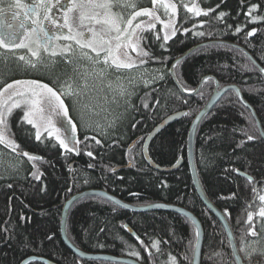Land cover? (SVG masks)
<instances>
[{"label": "trees", "instance_id": "trees-1", "mask_svg": "<svg viewBox=\"0 0 264 264\" xmlns=\"http://www.w3.org/2000/svg\"><path fill=\"white\" fill-rule=\"evenodd\" d=\"M253 4L259 7L249 15ZM199 5L214 11L208 17L195 16L179 6L176 34L170 40L163 39L159 25L143 31V48L158 59L135 69L151 70L162 77L131 89L127 100L130 107L127 112L125 107L115 112L112 129L101 134L84 128L77 105L65 95L68 112L77 123L79 154L65 152L54 136L37 141L36 128L21 120V109H14L6 118L5 134L19 147L12 151L0 144V165L12 167L8 174L0 171V264H22L31 257L54 264H120L81 259L62 240L65 203L89 190H103L134 206L160 203L186 209L204 230L201 264H237L224 227L195 189L188 138L196 115L210 100L217 83L221 88L239 87L264 131V76L259 68H264V0H199ZM219 12L225 13L223 20L217 18ZM253 29L256 34L247 36ZM69 55L71 52L60 57L44 54L47 62L33 68L24 66L28 60L3 53L0 88L14 80L34 79L63 91L64 84L75 85ZM39 60L32 58L36 64ZM135 69H123L121 73ZM185 86L191 91H184ZM180 112L189 115L156 136L149 156L164 169L179 161L182 164L173 172L156 171L144 159V142L163 120ZM248 135L253 139L248 140ZM89 150L93 157L87 155ZM24 151L38 159L29 160L22 155ZM195 155L208 199L222 213L225 209L230 213L225 215L244 263L250 264L251 257V264H259L264 259L260 255L264 252V217L259 215L264 207L259 199L264 195V140L252 112L235 91L226 93L201 122ZM249 213L253 217L251 227ZM253 228L256 236L251 235ZM67 232L73 244L86 253L130 258L141 264H170L171 257L177 264H193L197 244L195 225L182 215L170 211L130 212L102 197L75 203ZM157 242L159 250L153 246Z\"/></svg>", "mask_w": 264, "mask_h": 264}, {"label": "snow or ice", "instance_id": "snow-or-ice-1", "mask_svg": "<svg viewBox=\"0 0 264 264\" xmlns=\"http://www.w3.org/2000/svg\"><path fill=\"white\" fill-rule=\"evenodd\" d=\"M163 4V0H152L153 4L156 3ZM16 8H24V19H19L16 13H13L12 20L9 22L7 20L0 19V48H27L31 53L32 57H40L39 48L44 47L47 50V44L51 42V37L48 36V33L45 31L42 23L39 22V19L32 20V24L34 27L31 29L26 27V22L31 19L33 16H38L36 8L39 7L43 10L44 19H51L49 16V12L51 10V0H48L46 3L45 0H40L39 5H34L31 9L27 8L25 5L21 4L20 0H15V4L13 5ZM123 7V8H135V5L132 3H125L121 5V0H70V7L68 8V12H79V22L80 25H84V21L86 19L95 21L96 25H100L99 32L97 29L93 27H89L88 31L92 33L93 39L90 41L82 42L81 39L77 37L83 36L82 32H77L75 35L63 36L64 40H75V43L79 45L81 49L87 47L91 48L92 51L96 53L97 58L100 57L101 51L105 53L103 56V64L106 66L102 69H99V74L101 77L109 75V69L114 66V69L119 72L121 69L130 70L134 67H138L139 65H143L147 63L149 60H157L154 55L150 54L149 51L141 48V43L146 39V37L142 33H137L135 31H131V29L140 28V24L133 25V21L137 17H153V19H159L156 16V13L149 9H143L140 11H134L129 15V18L124 19L121 12H114L112 9L114 7ZM219 7V5H217ZM259 6L256 4L251 5L248 10V14L251 15L252 11L256 10ZM166 8H170L172 11V15L176 14V5L168 4ZM214 9L209 8L204 10L199 7V5L192 7H187V12L193 13L195 16H205L208 17ZM225 16L224 12L218 13V19L223 20ZM52 23H56L54 20ZM124 25V27H121ZM60 28H68L69 33L73 32L72 27L70 26L69 19L67 15L64 17V23L62 25H57ZM152 25H149L151 28ZM165 28L169 27L168 24L164 25ZM21 30H23L24 35L23 39L16 43V37L21 35ZM187 30H185L186 32ZM237 31H240L237 28ZM114 32L116 35L114 39L117 41L114 47H105L106 44L110 45L111 40L106 39L108 33ZM32 33H36V37L33 41L26 44L24 43V39H27L29 35ZM176 34L175 27L172 28L171 35L174 36ZM256 34L255 29L247 33V36H254ZM198 35L203 36V32H199ZM41 38L43 39V44H41ZM159 38V37H157ZM163 39L167 41L169 39V35L166 34ZM10 41V43H6L5 41ZM35 44L36 47H32L31 44ZM121 48H131L133 51L137 52V56L139 60L133 59L128 55L127 50L120 52ZM64 52L72 51V45H67L64 49ZM114 52L119 53V55H114ZM52 55H56V53H52ZM82 56H86V53H81ZM122 57V58H121ZM20 61H24L25 57L20 56ZM96 62H99L97 60ZM163 63V61H160ZM31 67L35 68L36 63L29 60L27 62ZM177 64L180 62L177 61ZM123 77H117V79H122ZM129 83H134L138 78L132 75L128 76ZM139 79L143 80L145 86L148 85L149 80L143 79L139 77ZM184 91L190 92L186 86ZM7 94V95H5ZM65 95H67L74 104L77 106L82 105L84 102L80 99L81 93L77 92L70 87L65 90ZM122 94L130 96V92H123ZM200 94V93H198ZM186 102V101H185ZM159 103V101H157ZM125 104L130 107L129 102L126 100ZM23 106V107H22ZM128 107H125L124 111H128ZM144 108H148L147 104L143 105ZM14 109H21L24 112L21 120L33 127H39L36 123L35 116L39 114L40 120L44 123L46 130L48 132L49 138L55 137L58 141L59 146L65 152H73L76 151L75 145L79 143L78 138L74 136L72 146L70 147V142L67 139V134L65 133L63 136L61 135V129L56 126V123L51 119L53 115L55 116H63L68 125L71 127L73 134L76 133V126L73 123L72 119L68 115L67 106L64 101L61 99L60 95H58L57 91H54L52 87H49L48 84H42L39 81L34 80H17L13 83H8L5 87L0 89V144H4L9 147L12 151H15L19 145H17L14 141L6 139L5 131L8 127L6 123V118H10L13 114ZM121 116L124 113L120 114ZM184 116H188L189 113L185 112ZM85 123L89 122V116L85 115L84 117ZM132 127H135V123H133ZM35 139L40 141L41 132L37 130L35 132ZM93 139H95L93 137ZM248 140H252L253 136L248 135ZM97 145H99V141H96ZM24 157H27L29 160H37L38 157L35 155H30L27 151L22 152ZM89 157H93V152L89 150L87 152ZM91 167V165H89ZM36 179H39V175L33 173ZM260 201L264 202V195L259 197ZM156 207H161V205H156ZM225 214L230 215V213L225 209ZM260 217H264V207H261L259 210ZM252 214L249 213L248 221L249 226L251 227ZM251 235L256 236L257 233L253 228L251 230ZM200 232L199 229L195 232V238L197 240V246L199 241ZM51 239V237H49ZM157 242L154 244V247L158 246ZM157 250L158 247H157ZM132 255L138 256L139 253L133 252ZM261 257H264V252L260 253ZM187 258V257H185ZM249 261L251 264V257H249ZM170 264H177V260L175 257L170 258ZM259 264H264V259H261Z\"/></svg>", "mask_w": 264, "mask_h": 264}, {"label": "rangeland", "instance_id": "rangeland-1", "mask_svg": "<svg viewBox=\"0 0 264 264\" xmlns=\"http://www.w3.org/2000/svg\"><path fill=\"white\" fill-rule=\"evenodd\" d=\"M125 3H132L135 5V8H123L122 6L117 8L114 7L112 10L114 12L119 11L121 12L124 19L129 18V15L134 11H140L143 9H149L156 13V16L159 19H153V17H137L133 21V25L140 24V28H133L131 31H135L137 33H143L145 30L149 29H156L159 25L160 31L163 32V37L168 34L169 39L173 38L174 36L171 35L172 28L175 27L177 24V18H178V7H184L187 9V7L192 6L195 7L199 5V0H163V4L156 3L153 4L152 0H121V5ZM168 4H174L176 5V14L173 16L172 11L170 8H166V5ZM200 7V5H199ZM201 8V7H200ZM93 24V20H90ZM168 24L169 27L165 28L164 25ZM149 25H152L151 28H149ZM121 27H124V25H121ZM158 33V32H157ZM115 33H108L106 36V39L111 40V44L109 47H114L117 41L114 39ZM93 39V38H92ZM108 46V44H107ZM35 47V46H32ZM141 48H143V45L141 43ZM127 50L128 55L136 60H139V57L137 56V52L133 51L131 48L125 49L121 48L120 52H123ZM75 50L70 51L71 55H69V64L72 66L73 69V75L75 80V85L68 86L64 84L63 91L49 85V87H52L54 91H57L58 95H60L61 99L64 101L65 105H67V99L65 96V90L69 87L77 92L81 93L80 99L84 102L82 105L77 106V109L80 113V118L84 122V128L90 130L93 133H105L108 130L112 129L113 122L115 121V118L117 117L115 112L121 111L124 107H127L128 105L125 104V101L129 99L131 96H127L122 94L123 92H130L132 88H137L138 86L144 85L143 80L139 79V77H142L143 79L149 80L150 84L151 82L161 79L162 75L158 73H154L151 70H136L134 67L131 70V72H126L124 74L121 73V69L119 72H117L115 69L113 70L114 66L109 69V75L101 77L99 74V69H102L106 67L102 60L103 55L97 58V56L89 55L86 53V56H82L81 53H84L83 51H78V53H74ZM40 52V49H39ZM103 51H101L102 53ZM43 53V52H41ZM3 54V52H0V56ZM30 60L31 53L28 52ZM114 55H119V53L114 52ZM11 56L12 55H8ZM55 57L60 56V54L54 55ZM122 58V57H121ZM99 60V62H96ZM27 61V62H28ZM32 61V59H31ZM27 62H24L25 67H31ZM47 62V58H44V55L42 54L40 56V60L36 64V66L43 65ZM129 75L136 76L137 82L130 84L129 80H126ZM123 77L122 79H117V77ZM18 80H34V79H18ZM17 81V80H14ZM14 81H11L9 83H13ZM39 81V80H34ZM42 84H46L45 82L39 81ZM8 84V83H7ZM7 84H4L3 87H5ZM145 86V85H144ZM2 87V88H3ZM0 88V89H2ZM7 95V94H5ZM69 99V98H68ZM72 104V100H71ZM23 107V106H22ZM68 110V108H67ZM69 117L72 119L73 123L76 126V133L73 134L71 127L68 125L66 120L63 116H55L53 115L51 119L56 123V126L61 129V135H64L65 133L68 135L67 139L68 141L72 142L74 136L78 138L77 133V123L74 120V118L70 115L68 112ZM89 116V122L85 123L84 116ZM36 123L39 125V127H35L36 130H39L41 132V138L45 136H49L48 132L46 130V127L44 123L40 120L39 114L35 116ZM6 136V134H5ZM6 139L11 140L9 138ZM1 155V154H0ZM3 156V155H2ZM0 163H3V159H0ZM12 170L11 166H2L0 165V171H4V173L8 174L9 171ZM262 202V201H261ZM264 204V202H262Z\"/></svg>", "mask_w": 264, "mask_h": 264}, {"label": "water", "instance_id": "water-1", "mask_svg": "<svg viewBox=\"0 0 264 264\" xmlns=\"http://www.w3.org/2000/svg\"><path fill=\"white\" fill-rule=\"evenodd\" d=\"M259 68L261 70V73L264 76V68H261V67H259ZM229 91H235L238 94V97H239L241 103L252 112V114H253L256 122H257L260 134L264 140V131L261 127V124H260L254 110L247 104V102H245V100L242 96L241 90L237 86H227V87L220 89L219 83H217L216 90L214 91L212 97L210 98V100L208 101L206 106L197 114V116L195 117V119L191 125L190 132H189V138H188V159H189V164L191 167L193 183H194V186L196 188V191H197L200 199L203 201V203L206 205V207L217 217V219L221 222L222 226L224 227V229L227 233L228 239L230 241L232 252H233V255H234V258H235L237 264H244V261L240 255V252H239V249L237 246L235 236L233 234V231L231 229V226H230L226 216L216 206H214L213 203H211V201L208 199V197H207V195H206V193L202 187V184H201V181H200V178L198 175V171H197L196 155H195L196 135H197V131H198V128H199L201 122L203 121V119L207 115H209L212 112V110L220 102V100L223 98V96L226 93H228ZM183 114H184V112L176 113V114H173L170 117L166 118L165 120H163L149 134V136L147 137V139L144 143L143 155H144L145 161L147 162V164L151 168H153L156 171L165 172V173L173 172V171L178 170L182 164V162L179 161L175 166H173L171 168L164 169V168L159 167L158 165H156L151 160V158L149 156V147H150L151 142L156 138V136H158L168 126H170L173 123L181 120L184 117ZM71 146H72V143L70 144V147ZM75 147H76V151H74V152L78 153V145L76 144ZM239 175L241 177L249 180V181L253 180L251 177H249L243 173H240ZM87 197L105 198V199L111 201L112 203H114L116 206L120 207L121 209L130 211V212L145 213V212H149V211H170V212H174L178 215H182V216L188 218L190 221L193 222L196 229H199V232H200L199 241H198L199 246L196 245L193 264H201L203 244H204V230H203V227H202V224L200 223V221L191 212H189L186 209H183L181 207H177L174 205H166V204H153V205H148V206L136 207V206H132V205H129L127 203H124L119 198L112 196L109 193H107L105 191H101V190H89V191H85L83 193L76 194L69 201H67L65 203V207H64V210L62 213V221H61V237H62V240H63L64 244L66 245V247L73 254L78 256L79 258L85 259V260L105 261V262L120 263V264H141L140 262L133 260V259H130V258L115 257V256H110V255H105V254L86 253V252L82 251L81 249H79L77 246H75V244H73V242L70 240V238L68 236V232H67L69 213H70V210L75 203H77L78 201L82 200L83 198H87ZM156 205H161V207H156ZM125 229L135 240H137L138 242L140 241L138 236L132 231V229L130 227L126 226ZM34 261L41 262L43 264H54L53 262H51L49 260L42 259V258H36V257H31V258L25 260L22 264H29V263L34 262Z\"/></svg>", "mask_w": 264, "mask_h": 264}, {"label": "flooded vegetation", "instance_id": "flooded-vegetation-1", "mask_svg": "<svg viewBox=\"0 0 264 264\" xmlns=\"http://www.w3.org/2000/svg\"><path fill=\"white\" fill-rule=\"evenodd\" d=\"M21 4L25 5L27 8L31 9L34 5H39L40 0H20ZM47 3L48 0H45ZM15 4V0H0V19L11 21L13 13H16L18 15L19 19H24V8H16L13 5ZM51 10L49 12V16L51 19L45 20L43 10L39 7L36 8V11L38 13V16H33L31 19H29L26 22V27L31 29L34 27L32 24V20L39 19V22L43 24L45 31L48 33V36L51 37V42L47 44V50H45L44 47H40V50L45 51L48 55H52V53H58L59 51L63 50L67 45L71 44L72 47H75L81 51L88 52L89 54L95 55L96 53L92 51L91 48H83L81 49L79 45L75 43V40H64L63 36L68 35H75L77 32H82L83 36L77 37L78 39H81L82 42L90 41L92 40V33L88 31L89 27H93L97 29L99 32L100 25H96L95 21H92L86 19L84 21V25L81 26L79 22V12H68V8L70 7V0H51ZM67 15L69 19L70 26L73 29V32L70 34L68 31V28H60L57 25H62L64 23V17ZM55 21L56 23H52V21ZM23 30H21V35L16 37V43H19L23 37H24ZM36 37V33H32L28 36L27 39H24V43L28 44L30 41H33ZM6 43H10V41H5ZM41 44H43V39L41 38ZM35 45L34 43L31 44V46ZM107 46V44L105 45ZM109 47V45L107 46ZM27 50V48H0V51L4 52V54H12L17 51H23ZM103 53V52H102ZM79 147V143H78Z\"/></svg>", "mask_w": 264, "mask_h": 264}]
</instances>
